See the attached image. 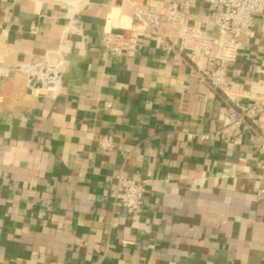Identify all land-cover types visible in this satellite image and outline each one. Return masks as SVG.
<instances>
[{
  "label": "crops",
  "instance_id": "crops-1",
  "mask_svg": "<svg viewBox=\"0 0 264 264\" xmlns=\"http://www.w3.org/2000/svg\"><path fill=\"white\" fill-rule=\"evenodd\" d=\"M73 3L0 0V264H264L257 136L201 139L227 122L221 97L150 37L110 55L118 0H91L79 28ZM193 13L212 31L204 0ZM262 27L229 65L244 89L264 80ZM58 61L56 85L31 91L24 69ZM118 174L145 181L141 208L115 198Z\"/></svg>",
  "mask_w": 264,
  "mask_h": 264
},
{
  "label": "built area",
  "instance_id": "built-area-1",
  "mask_svg": "<svg viewBox=\"0 0 264 264\" xmlns=\"http://www.w3.org/2000/svg\"><path fill=\"white\" fill-rule=\"evenodd\" d=\"M70 1L74 2L75 8L71 19L79 28L77 14L91 0H68V3ZM118 1L121 16L127 22L111 25L104 30L102 45L105 50L114 57L134 56L141 48V38L154 39L163 51L177 63L188 66L192 74L224 102L226 124L212 133L200 134L201 139L215 137L226 140L244 131L256 135L264 148V80L251 81L244 89L229 74V65L238 54L239 39L254 35L257 19L261 20L264 32V0H204L211 12L212 31L194 22L196 0ZM202 62L206 67L201 65ZM60 67L59 61L47 63L43 74L26 67L24 70L31 91L46 90L56 85L60 78ZM5 70L7 66L0 60V74ZM254 118L262 120L261 127L256 125ZM96 141L104 150L116 148L112 134H99ZM145 192L144 180L117 175L115 198L124 206L141 208Z\"/></svg>",
  "mask_w": 264,
  "mask_h": 264
},
{
  "label": "water",
  "instance_id": "water-1",
  "mask_svg": "<svg viewBox=\"0 0 264 264\" xmlns=\"http://www.w3.org/2000/svg\"><path fill=\"white\" fill-rule=\"evenodd\" d=\"M49 88H50V87H48V88L46 89V91H44V92H47V91L49 90Z\"/></svg>",
  "mask_w": 264,
  "mask_h": 264
}]
</instances>
